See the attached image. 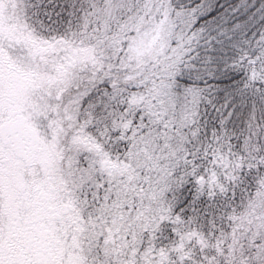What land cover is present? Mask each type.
I'll use <instances>...</instances> for the list:
<instances>
[{
	"label": "snow or ice",
	"instance_id": "6c2138e0",
	"mask_svg": "<svg viewBox=\"0 0 264 264\" xmlns=\"http://www.w3.org/2000/svg\"><path fill=\"white\" fill-rule=\"evenodd\" d=\"M0 264H264V0H0Z\"/></svg>",
	"mask_w": 264,
	"mask_h": 264
}]
</instances>
